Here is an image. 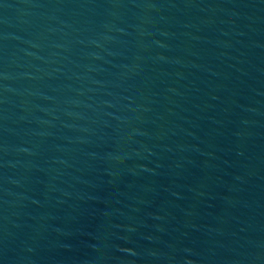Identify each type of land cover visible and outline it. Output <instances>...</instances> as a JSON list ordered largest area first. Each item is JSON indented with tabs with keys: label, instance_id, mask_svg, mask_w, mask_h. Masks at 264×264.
I'll use <instances>...</instances> for the list:
<instances>
[{
	"label": "water",
	"instance_id": "water-1",
	"mask_svg": "<svg viewBox=\"0 0 264 264\" xmlns=\"http://www.w3.org/2000/svg\"><path fill=\"white\" fill-rule=\"evenodd\" d=\"M0 264H264V0H0Z\"/></svg>",
	"mask_w": 264,
	"mask_h": 264
}]
</instances>
